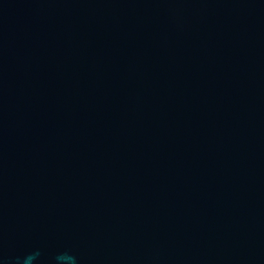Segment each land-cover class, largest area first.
I'll return each mask as SVG.
<instances>
[{
	"label": "water",
	"instance_id": "water-1",
	"mask_svg": "<svg viewBox=\"0 0 264 264\" xmlns=\"http://www.w3.org/2000/svg\"><path fill=\"white\" fill-rule=\"evenodd\" d=\"M264 264V0H0V264Z\"/></svg>",
	"mask_w": 264,
	"mask_h": 264
},
{
	"label": "clouds",
	"instance_id": "clouds-1",
	"mask_svg": "<svg viewBox=\"0 0 264 264\" xmlns=\"http://www.w3.org/2000/svg\"><path fill=\"white\" fill-rule=\"evenodd\" d=\"M39 255L40 253L38 251L29 254L24 258V264H33V262L39 257ZM55 259H56V264H72L74 257L68 254H60Z\"/></svg>",
	"mask_w": 264,
	"mask_h": 264
}]
</instances>
